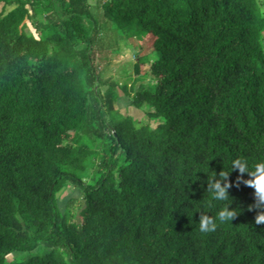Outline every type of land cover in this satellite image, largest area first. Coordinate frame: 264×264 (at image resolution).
<instances>
[{"label": "trees", "instance_id": "obj_1", "mask_svg": "<svg viewBox=\"0 0 264 264\" xmlns=\"http://www.w3.org/2000/svg\"><path fill=\"white\" fill-rule=\"evenodd\" d=\"M117 37L129 86L103 76ZM241 158L264 162L261 0H0V264H264Z\"/></svg>", "mask_w": 264, "mask_h": 264}, {"label": "rangeland", "instance_id": "obj_2", "mask_svg": "<svg viewBox=\"0 0 264 264\" xmlns=\"http://www.w3.org/2000/svg\"><path fill=\"white\" fill-rule=\"evenodd\" d=\"M264 2V0H261ZM90 3H95V0H90ZM11 7H8L9 10ZM90 24V23H89ZM25 31L27 33H35L34 26L31 23L26 22ZM117 48V52L113 54V61L109 65L106 66L103 76L104 78H113L115 79L119 85H131L134 81L135 75L133 73V64L136 60L134 57L133 50L130 46H128L127 41L123 38H116V42L114 43ZM150 57L154 59L155 55L150 53ZM140 83L144 84H152L154 83V79L150 75H145L142 78V81L134 84L135 89L138 87ZM136 96V95H135ZM133 96V97H135ZM117 106L121 113L129 114L134 116L136 119H141L144 116V113L141 110L136 109L133 105H131V98L127 96H122L117 101ZM154 125V123H153ZM92 172V171H91ZM80 194L78 191L74 190L73 192L66 193L63 200H61L58 205L63 210L64 206L67 203V199L69 197H79ZM76 211V203L73 207V212ZM22 254L17 252L12 253L8 256V261H15L22 259Z\"/></svg>", "mask_w": 264, "mask_h": 264}, {"label": "clouds", "instance_id": "obj_3", "mask_svg": "<svg viewBox=\"0 0 264 264\" xmlns=\"http://www.w3.org/2000/svg\"><path fill=\"white\" fill-rule=\"evenodd\" d=\"M232 168H238L241 173H248L251 179L245 181L246 184L255 189V193L260 201H264V162H256L251 166L246 159H237L233 162ZM215 176V175H214ZM213 176V177H214ZM213 177L208 180V191L211 193L212 201H226L229 199L227 183H221L226 180L227 174H219V179L213 180ZM211 203V202H210ZM230 204L222 206L215 216L208 214H201L199 219V231L202 233H209L216 231L220 224L231 222L236 215V210L229 209ZM256 222L264 223V213L256 217Z\"/></svg>", "mask_w": 264, "mask_h": 264}]
</instances>
